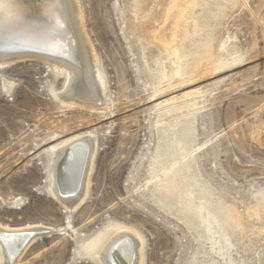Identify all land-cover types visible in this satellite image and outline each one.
I'll return each instance as SVG.
<instances>
[{
  "label": "rangeland",
  "instance_id": "1",
  "mask_svg": "<svg viewBox=\"0 0 264 264\" xmlns=\"http://www.w3.org/2000/svg\"><path fill=\"white\" fill-rule=\"evenodd\" d=\"M81 1L105 81L99 109L62 103L55 92L64 75L40 60L0 66V223L55 228L20 264H98L87 246L114 225L143 237L144 264H264V0H149L150 32L137 27V0H100L112 31L101 36L90 22L95 0ZM167 4L175 5L174 40H166L183 42L189 61L211 43L223 69L194 84L182 74L162 80L168 55L148 33L163 27ZM187 17L196 31L182 39ZM180 122L188 139L170 161H178L176 178L192 164L191 177L167 182L157 153ZM83 133L96 138L97 152L88 196L70 211L50 192L43 149ZM191 192L201 195L187 199ZM207 199L218 234L193 214Z\"/></svg>",
  "mask_w": 264,
  "mask_h": 264
},
{
  "label": "bare ground",
  "instance_id": "2",
  "mask_svg": "<svg viewBox=\"0 0 264 264\" xmlns=\"http://www.w3.org/2000/svg\"><path fill=\"white\" fill-rule=\"evenodd\" d=\"M182 1L174 0L173 2L177 5V2ZM192 2L199 5L201 0H193ZM175 4H172L171 8L170 4H167L162 16L163 23L161 21L163 27L155 30L151 35L148 33V35L168 55L169 64L163 67L162 80L171 83L174 75L182 74L188 76L189 81L191 80L188 84H194L224 67H218V61L213 55L211 43H207L204 47L200 46V50L196 49L192 61L188 60L189 55H184L182 52L183 42H180L179 45H171L174 35L170 29L171 23L169 25L168 23L170 19L172 20L171 9ZM95 5L97 6L93 7V5L91 8L90 22L94 31L99 29L101 36L105 29H109V25L106 17L102 15L100 0H95ZM148 5L149 0H137L135 8V16L139 21L137 27L145 32L149 31L148 25L150 23L148 22L153 20L150 13H147ZM193 9L189 10V14ZM146 19L149 20L144 23ZM189 19L190 17H187V24L190 28L182 39H186L192 31H196L194 26L192 27L190 26L191 23H188ZM87 20L81 0H0V48H2L0 49V66L27 59L40 60L48 64L56 73L64 75L65 88L55 92V96L62 103L99 109L98 105L104 104L102 96L106 88L97 48L87 31ZM166 39H170L171 43ZM28 41L31 43L39 42L40 49L45 50L43 52L53 51L52 53L55 55L17 49L21 45L27 46ZM202 58L206 59V65L200 62ZM179 124L180 127L177 130L167 129L168 132L172 131L173 137L168 138L167 145L163 147L164 151L157 153L159 162L168 163V165H164L165 168L163 167L164 181L167 182L173 179L179 180L180 183L186 182L191 177L192 164L184 163L183 176L176 178L174 172L177 169L178 161H170L174 155V148L176 146L185 147L188 139L187 125L184 122ZM182 130L184 131L181 132ZM262 139L264 140V134ZM43 150L46 155L51 194L62 202L65 208L70 211L76 210L89 193L90 176L97 152L96 138L89 133L75 134L55 141ZM196 194L191 192V196L187 199L195 200L197 196L201 195L200 193ZM183 197L186 196L181 198ZM170 199L167 192L165 200L169 201ZM3 202L4 200L0 198V205ZM205 202L204 207L201 204L200 206L195 205L193 214L195 217H200L202 223L204 220L208 221L209 230H215V225L219 226L218 231L214 232V234H218L222 227L218 223L215 209L210 206L209 199ZM182 210L184 211V207ZM111 228V234L98 241L99 243L88 244V250H86L88 253L86 254H89L98 264H144L143 237L136 231L124 226L114 225ZM54 231V227L44 224L36 223L12 228L0 223L2 262L4 264H20L21 255L32 242L39 236Z\"/></svg>",
  "mask_w": 264,
  "mask_h": 264
},
{
  "label": "water",
  "instance_id": "3",
  "mask_svg": "<svg viewBox=\"0 0 264 264\" xmlns=\"http://www.w3.org/2000/svg\"><path fill=\"white\" fill-rule=\"evenodd\" d=\"M29 42V41H28ZM42 43V42H41ZM36 47H38V48H36ZM0 49H2V48H0ZM17 49H21V50H28V51H34V52H41V53H49V54H51V55H55V53H52L53 51H51V52H43V51H45V50H43V49H40V47H39V42H36L35 43V41L34 42H29L28 43V45L26 46V45H21L19 48H17Z\"/></svg>",
  "mask_w": 264,
  "mask_h": 264
}]
</instances>
